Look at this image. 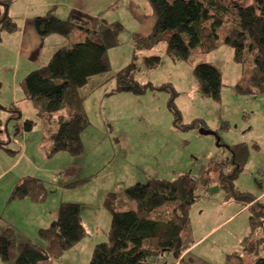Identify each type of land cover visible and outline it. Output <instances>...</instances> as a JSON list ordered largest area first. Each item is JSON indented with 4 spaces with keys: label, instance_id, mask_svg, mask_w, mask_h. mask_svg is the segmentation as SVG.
<instances>
[{
    "label": "rangeland",
    "instance_id": "1",
    "mask_svg": "<svg viewBox=\"0 0 264 264\" xmlns=\"http://www.w3.org/2000/svg\"><path fill=\"white\" fill-rule=\"evenodd\" d=\"M71 1L49 0L59 5L54 11L63 19L68 16L67 4ZM165 1L170 4L173 0ZM78 2L79 6L86 5L91 16L102 12L108 22L120 20L125 27L120 34L121 44L108 51L110 71L91 77L80 88L89 125L82 133L84 149L78 157L66 151L46 154L49 142L44 135L56 132L57 124L41 120L32 102L25 98L24 75L19 77L15 71L11 76L10 66L16 63L21 72L23 56L6 61L9 74L0 76V232L11 227L17 242L27 238L43 243L37 231L50 225L60 203H80L86 235L62 257L40 264H88L95 244L106 239L111 223L112 213L104 205L108 192L124 197L125 188L133 184L152 178L172 180L189 173L200 188L186 225V231L197 242L185 260L225 264L232 253L235 257L231 264H249L241 244L250 229V212L247 206L225 197L220 179L232 172V154L226 144L245 143L250 155L235 181V189L255 195L264 192V93L238 87L249 85L253 56L246 54L244 62L235 61L232 46L224 41L232 25L224 24L217 29L218 46L204 55L194 51L188 60L174 62L165 52L164 42L139 53L135 80L162 90L149 89L143 95L118 94L113 92L118 86L114 76L132 61V34L144 37L154 24L152 0ZM10 14L18 21L11 17L18 30L3 35L21 32L24 42L33 41L30 28L33 31L34 12L27 9L12 14L11 10ZM82 16L75 14L76 18ZM88 34L89 28L79 25L70 39L85 41ZM146 56H159L158 65L148 68ZM205 61L221 73L219 99L202 97L198 92L194 68ZM171 89L180 113L177 123H203L208 133H200L199 127L185 131L175 128V115L168 107ZM11 106L19 110L21 118L8 111ZM27 119L33 122L30 131L22 126ZM20 176L33 178L34 198L11 199ZM261 200L264 202V195ZM165 261L175 264L176 258L166 253Z\"/></svg>",
    "mask_w": 264,
    "mask_h": 264
},
{
    "label": "trees",
    "instance_id": "2",
    "mask_svg": "<svg viewBox=\"0 0 264 264\" xmlns=\"http://www.w3.org/2000/svg\"><path fill=\"white\" fill-rule=\"evenodd\" d=\"M14 2L0 0V42L4 33L18 30L9 15ZM152 7L156 16L152 31L143 38H137L133 33L132 61L115 74L118 86L113 92L143 95L149 89L161 91L150 83L142 85L135 80L139 53L164 42L165 52L171 60L186 61L194 51L202 55L215 49L218 27L230 24L232 28L224 41L232 46L235 61L242 63L248 54L253 56L249 85L238 87L252 93H264V0L251 3L244 0H173L171 5L156 0ZM79 25H92L87 40L57 49L46 65L30 71L23 82L26 98L32 102L40 119L57 124L56 132L44 135L49 142L48 156L59 151H66L73 157L82 155V133L89 121L80 88L91 77L110 71L108 51L121 44L120 34L125 29L121 21L108 22L105 18L61 19L50 13L34 18V28L42 37L55 34L69 39ZM144 60L148 68H155L160 57L146 56ZM194 75L202 97L219 99V69L205 61L195 66ZM171 94L168 107L175 115V128L182 131L193 127L205 129L203 123L199 126L177 123V113L179 116L180 113L175 108L176 95L172 89ZM8 111L21 118L15 106ZM22 126L25 131H30L33 122L24 120ZM227 147L232 154V172L221 176L220 188L225 191L227 199L248 205L250 229L242 241V251L249 256V264H264V202L258 199V195L235 189V181L244 170L250 148L245 143ZM32 180L29 177L19 180L11 199L34 198ZM199 187V182L189 173H182L172 180L152 178L146 183L128 186L124 197L109 192L104 205L112 213L111 223L106 239L95 244L88 264H166V253L174 254L175 264H196L185 260L197 242L186 231V225ZM85 235L81 204L63 201L50 225L38 230L43 243H18L11 227L0 232V264H40L58 259ZM233 257L232 253L228 254L225 264H231Z\"/></svg>",
    "mask_w": 264,
    "mask_h": 264
},
{
    "label": "crops",
    "instance_id": "3",
    "mask_svg": "<svg viewBox=\"0 0 264 264\" xmlns=\"http://www.w3.org/2000/svg\"><path fill=\"white\" fill-rule=\"evenodd\" d=\"M154 1H156V0H152V2H154ZM58 6L59 5H57V4H51L49 2V0H15V2L10 7L9 15L11 16V14H10L11 10H12V14L13 13L18 14L21 10L26 11L27 9H29L30 11L34 12V18L37 16H43V15H46L47 13H50L56 17L63 19L62 17L59 16V14H57L54 11V8H56ZM67 7H68V16H67V18H64V19H68L70 17L76 18L75 17L76 13H82L83 15H85V16H82L80 18H88V19L90 18L92 20H96L97 18H104V15L102 14V12L99 13V15L101 14L102 17H100L99 15L96 17L91 16V14L88 12V9L86 8V5H80L79 6L78 0H72L70 4H67ZM14 10H16V11H14ZM14 20H16V19H14ZM154 23H155V21H154ZM153 26H154V24H153ZM153 26H152V28H153ZM86 27L89 28V32H90L92 25H88ZM30 31L32 32V35L34 36V37L32 36L33 41H31L30 43L24 42L23 36L20 35L21 32H20V34H19V32H17L15 34H10V35L5 34L2 36V40L0 42V56H1V59H0V76H5V75L8 76L9 73L7 72V67L9 68V66H8V63L6 61L11 60V58L15 55L18 57H20L21 55L23 56V61H22L23 68L20 72L19 63H16V65L10 66V68L12 69L11 76L16 71L17 74L19 75V77H21V75H24V77H25L30 72V70L32 71L36 68H39L41 66L46 65L48 63V61L50 60L51 56L53 55V53L57 49L65 46L69 43H74L70 38L66 39V38L59 36V35H49L46 37H41L40 35L37 34V32L34 28H33V31L30 28ZM151 31H152V29H151ZM151 31L149 32V34L151 33ZM149 34H147L146 36H148ZM132 36H133V34H132ZM146 36H144V37H146ZM137 38H143V37H137ZM134 44H135V41H134ZM130 58H131V56H130ZM89 81H90V79H89ZM89 81H88V83H89ZM25 98H26V96H25ZM4 172H5V170H4ZM22 178H24V177L20 176L18 178V182ZM257 195L259 196L258 199H262L264 192L259 193ZM241 205L243 206V204H241ZM41 228H43V227H41ZM0 229H2V227H0ZM37 233H38V231H37ZM26 239L27 238H25V240L21 241V242L30 241V240H26ZM21 242L18 241V243H21Z\"/></svg>",
    "mask_w": 264,
    "mask_h": 264
},
{
    "label": "bare ground",
    "instance_id": "4",
    "mask_svg": "<svg viewBox=\"0 0 264 264\" xmlns=\"http://www.w3.org/2000/svg\"><path fill=\"white\" fill-rule=\"evenodd\" d=\"M164 1H165V0H164ZM165 2H166V1H165ZM166 4H167V5H171V3L169 4V3H167V2H166ZM250 71H251V70H250ZM87 83H88V82H87ZM85 85H86V84H85ZM123 93H129V92H123ZM199 130H200V129H199ZM226 146H228V145L226 144ZM199 188H200V187H199ZM198 190H199V189H198ZM243 206H244V207H246V206L248 207V205H243Z\"/></svg>",
    "mask_w": 264,
    "mask_h": 264
},
{
    "label": "water",
    "instance_id": "5",
    "mask_svg": "<svg viewBox=\"0 0 264 264\" xmlns=\"http://www.w3.org/2000/svg\"><path fill=\"white\" fill-rule=\"evenodd\" d=\"M200 133H208L207 131H205V129L201 128L200 130Z\"/></svg>",
    "mask_w": 264,
    "mask_h": 264
}]
</instances>
